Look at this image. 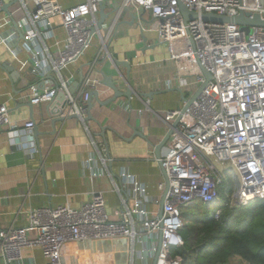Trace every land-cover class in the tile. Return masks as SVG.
I'll return each instance as SVG.
<instances>
[{"label": "built area", "instance_id": "2783aa9c", "mask_svg": "<svg viewBox=\"0 0 264 264\" xmlns=\"http://www.w3.org/2000/svg\"><path fill=\"white\" fill-rule=\"evenodd\" d=\"M104 2L115 3L117 15L129 9L140 17L148 12L155 21L158 40L181 66L180 86L193 87L190 96L202 84L205 86L186 108L190 96L182 98L179 109L163 112L162 119L168 126L180 118L161 148L160 158L154 157L162 169L156 195L122 168L118 181L111 177L112 191L120 198L119 206L111 211L101 191L92 192L76 208L68 204L27 208L25 225L0 227V264H36L33 256L24 255L26 249H38L44 264H63L61 250L67 243L118 237L129 240V264H152L154 259L155 264H183L180 256L171 254L172 249L183 245L181 209L196 201L215 202L218 186L225 179L223 167L237 183L234 202L264 199V26L250 25L246 32L243 25L199 17L202 13L232 17L248 12V17L257 13L264 19V0H84L69 7L61 6L58 0H15L7 17L25 12L32 27L22 32L18 24L15 31L0 36V44L11 52L19 40L29 44L28 73L43 82V88L30 86V93L23 99L37 105L56 101L62 93L66 107L61 116L76 114L83 122L89 92L96 88L99 78L92 76L91 69L71 94L73 77L65 76L63 70L78 60L94 37L101 41L100 49H105V38L94 36L99 34V6ZM28 3L33 6L32 12L27 9ZM179 4L198 17L184 20ZM2 8L0 0V12ZM39 23L44 34L57 24L65 36L47 45L44 38L48 36H39ZM15 32L22 36H14ZM36 40L39 43L33 44ZM201 68L211 76L207 82ZM48 75L52 78H46ZM187 77H192V82ZM0 126L8 128L7 137L13 144L17 126L3 103ZM32 127L31 120L23 125L30 143ZM97 151L102 168L89 165L90 179L104 170L110 175L107 166L111 158ZM219 214L217 210L215 217Z\"/></svg>", "mask_w": 264, "mask_h": 264}, {"label": "crops", "instance_id": "0c3cea01", "mask_svg": "<svg viewBox=\"0 0 264 264\" xmlns=\"http://www.w3.org/2000/svg\"><path fill=\"white\" fill-rule=\"evenodd\" d=\"M83 1L58 0L63 7ZM14 4L15 0H3L0 36L15 31L18 24H21L22 32L32 27L25 12L16 14L17 16L11 19L7 17ZM103 5L104 20L99 34L94 36L105 38V49H100L101 41L94 37L91 45L78 60L63 70V74L71 75L74 82L91 69H101L106 75H112V79L124 89L127 85L116 72L110 58L127 59L131 63L130 87L149 96H132L130 104L122 98L107 106H100L93 100V116L103 126H108L105 130V141L97 135L100 128L95 122H82L77 118L66 117L55 122L56 131L52 135L46 133L51 132L53 128L48 102L32 105L30 113L25 105L28 100L22 98L30 93V88L23 87L19 92L15 91L10 78L0 68V104L6 105L10 120L17 126L13 144L7 137L8 128L0 126L2 228L25 225L24 210L27 208L59 204L79 207L94 191L103 192L106 208L111 211L120 204L119 195L112 191L111 177L118 181V172L122 168L145 184L150 194L158 193L156 184L161 180V173L154 160V145L168 128V124L162 119L163 112L179 109L182 98L189 97L193 87L180 86L178 78L182 75L181 66L169 57L165 44L158 40L154 30L155 21L148 12L142 13L140 17V14L129 9L122 10L117 15L114 10L115 3L104 2ZM27 9L33 11L31 3L27 4ZM54 21L57 23V20ZM38 25L39 36H48L44 38L47 45H51L54 39H62L65 36L63 29L57 24L46 34L43 26L40 23ZM14 36L22 34L15 32ZM144 45L147 47H143ZM15 46L11 52L0 44V63L7 61L24 79L33 80L38 86L40 79L28 73L29 44L19 40ZM47 65L43 58L45 69ZM118 71L125 77V67L120 66ZM92 76L101 78L95 72ZM187 78L188 82H192V77ZM95 89L101 100L112 94L111 90L100 84H97ZM52 103L57 107L61 106L59 98ZM30 114L40 132L37 140L32 136V143L23 130L24 123L31 120ZM97 150L102 156L109 155L111 158L107 166L111 176L104 170L102 175L90 179L89 165L95 169L102 168ZM24 255L33 256L36 264H44L38 249H26ZM61 257L63 264H129L130 243L123 237L67 243L62 247ZM223 264L248 263L234 256Z\"/></svg>", "mask_w": 264, "mask_h": 264}, {"label": "trees", "instance_id": "16d2710c", "mask_svg": "<svg viewBox=\"0 0 264 264\" xmlns=\"http://www.w3.org/2000/svg\"><path fill=\"white\" fill-rule=\"evenodd\" d=\"M181 216L183 245L171 254L180 256L183 264H223L234 256L264 264V199L236 203L221 184L215 202L196 201L182 208Z\"/></svg>", "mask_w": 264, "mask_h": 264}, {"label": "water", "instance_id": "95a60500", "mask_svg": "<svg viewBox=\"0 0 264 264\" xmlns=\"http://www.w3.org/2000/svg\"><path fill=\"white\" fill-rule=\"evenodd\" d=\"M179 10L184 18V20H189V19H193L198 17V14L193 12V11H189L188 9H186L182 4H179ZM248 15H250L248 12L244 13V12H240L238 15L236 16H225V15H218L215 13H202L201 15H199V17L203 20V21H210V22H214V23H235V24H239V25H243V29L248 32L249 31V27L250 25H258V26H264V19H262L260 17L259 14L257 13H252L251 17H248ZM104 5L101 3L99 6V19L97 22V27L98 29L101 27V24L104 20ZM143 47H147L146 45H144ZM144 50V48H143ZM113 64V67L115 68L116 72H118L121 76L122 81H124V83L127 85L124 89H121L119 87V85L112 79V75H106L105 72L101 69H95L94 72L96 74L100 75V79L98 84L108 88L109 90H111L112 94L111 96L101 100L98 97V91L97 90H91L89 92V98L87 101V112H86V116L83 118V122H87V121H93L95 122L99 128H100V132L97 135H100L103 140L105 141V130L108 128V126H103L97 119H95V117L92 114V107H93V100H95V102L100 105V106H107L109 104H113L116 103L118 100L125 98L129 104H130V99L132 98V96H137L140 98H143L145 96H149L148 94H145L143 92H138L133 90L132 87H130V70H131V63L130 61H128L127 59H117L115 57H111L110 58ZM123 66L126 69L125 72V77L118 71L119 67ZM0 68L2 70H4V72L6 73V75L10 78V81L12 82L13 85V89H15V91L19 92V90L23 87H28L30 88V86L34 85L35 82L33 80H27L24 79L20 72L13 67V65L9 64L7 61L1 62L0 63ZM201 71L203 73L204 78L206 79V82L210 79V74L204 70L203 68H201ZM46 78H52L51 75H48ZM82 80V76H80V78L76 81H74L71 86L69 87V92L71 94H73L74 92H76V90L78 89V86L80 84ZM205 83L202 84L198 90H196L191 96L190 98L186 99V104L184 106V108H186L189 104H191V102L196 99V97L199 95V93L201 92V90L204 88ZM37 88H43V82L40 81L39 85L37 86ZM59 100L61 102V106L57 107L56 104L49 102L48 103V110L50 112V122L53 126L52 131L51 132H46L47 134H55V129H54V123L57 122L58 120H63L66 117L68 118H77L78 116L76 114H70L68 116H61L62 111L64 110V108L66 107V100L64 98V94L60 93L59 94ZM28 109L29 112L31 113L32 111V104L28 101L25 104ZM184 108L182 109V111H184ZM180 118V115L172 121L171 124H169L165 134L163 135V137L154 145V154L156 158H160V152H161V148L164 146V144L166 143L167 139L169 138L171 132H172V128L177 124L178 120ZM30 119L33 122V127H32V136L35 140H37L38 135L40 134L39 130H38V125L34 122L31 114H30ZM79 120V119H78ZM135 134L137 133L139 136H142V134L138 133V132H134ZM144 137V136H142ZM108 153V150H107ZM109 156V155H108ZM161 169V168H160ZM162 171V169H161ZM162 204H163V198L160 202V212H159V217L161 216V208H162ZM209 204V203H206ZM63 260V259H62ZM152 264H155V259L152 261Z\"/></svg>", "mask_w": 264, "mask_h": 264}, {"label": "rangeland", "instance_id": "374dc122", "mask_svg": "<svg viewBox=\"0 0 264 264\" xmlns=\"http://www.w3.org/2000/svg\"><path fill=\"white\" fill-rule=\"evenodd\" d=\"M223 173L225 174V179L223 180L222 184L224 185L225 188L230 189V198H232V195L237 188L236 180L235 178H233L232 174L227 169V167H223Z\"/></svg>", "mask_w": 264, "mask_h": 264}]
</instances>
